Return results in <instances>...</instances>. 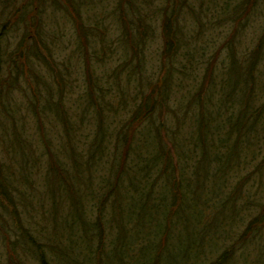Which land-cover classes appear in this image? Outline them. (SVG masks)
Listing matches in <instances>:
<instances>
[{"label":"trees","instance_id":"trees-1","mask_svg":"<svg viewBox=\"0 0 264 264\" xmlns=\"http://www.w3.org/2000/svg\"><path fill=\"white\" fill-rule=\"evenodd\" d=\"M0 128L4 264H264V0H0Z\"/></svg>","mask_w":264,"mask_h":264},{"label":"rangeland","instance_id":"rangeland-1","mask_svg":"<svg viewBox=\"0 0 264 264\" xmlns=\"http://www.w3.org/2000/svg\"><path fill=\"white\" fill-rule=\"evenodd\" d=\"M34 128V127H33ZM1 129V128H0ZM2 133V135L4 136V140H5V142H6V144L7 145H9V144H12V142L10 141V137H11V132L9 131H7L6 132V135H8V137H9V140L5 137L6 135L4 134V131H5V128H4V130H0ZM36 132L34 131V134H35ZM35 137V136H34ZM17 169V168H16ZM31 177H32V175H31ZM4 252V248H0V264H4V257H6L7 259L8 258H11V257H14L15 256V254L13 253H11V252H9L8 254H7V256L5 255V253H4V255L2 254ZM250 254H251V252H250ZM249 254V255H250ZM16 255H18L19 257H21V252H16ZM21 261V260H20ZM25 264H36V263H34L31 259H28L27 261H25Z\"/></svg>","mask_w":264,"mask_h":264},{"label":"bare ground","instance_id":"bare-ground-1","mask_svg":"<svg viewBox=\"0 0 264 264\" xmlns=\"http://www.w3.org/2000/svg\"><path fill=\"white\" fill-rule=\"evenodd\" d=\"M41 8H42V10L44 9V10L47 11L49 7H47L46 5H44V6H41Z\"/></svg>","mask_w":264,"mask_h":264}]
</instances>
